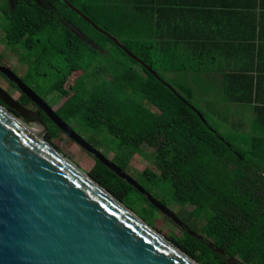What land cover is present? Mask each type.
<instances>
[{
	"label": "trees",
	"instance_id": "obj_1",
	"mask_svg": "<svg viewBox=\"0 0 264 264\" xmlns=\"http://www.w3.org/2000/svg\"><path fill=\"white\" fill-rule=\"evenodd\" d=\"M43 1L48 11L37 4ZM36 2L30 8L18 5L9 34L12 40L19 32L21 59L29 71L46 78V73H38L42 66L55 76L38 94L50 96L53 104L62 101L57 109L49 105L56 115L72 129L104 130L128 156L136 154L148 162L136 181L170 210L178 207V218L201 237L197 240L179 228L178 235L165 232L188 257L198 264H227L228 258L264 264V137L244 140L229 132L241 139L230 142L192 103L195 91L190 85L163 77L203 70L207 60L193 57L203 48L196 44L198 38L181 35L185 30L179 26L162 25L166 15L174 17L173 11L164 10V0ZM25 35L29 38L22 39ZM226 61L209 60L214 65ZM222 93L236 102L245 92ZM41 120L47 127L45 139L52 143L60 131L43 115ZM117 166L127 172L128 162ZM89 176L135 214L139 202L133 193L151 206L96 160ZM144 213L140 215L146 217ZM138 217L162 231L154 220ZM209 244L224 255L212 252Z\"/></svg>",
	"mask_w": 264,
	"mask_h": 264
},
{
	"label": "water",
	"instance_id": "obj_2",
	"mask_svg": "<svg viewBox=\"0 0 264 264\" xmlns=\"http://www.w3.org/2000/svg\"><path fill=\"white\" fill-rule=\"evenodd\" d=\"M71 31L83 36L76 28ZM0 74L60 132L144 196L174 226L201 240L174 212L58 117L14 72L0 64ZM0 101V264H198L54 149L44 137L47 127L38 115L1 87ZM25 122L40 132H33ZM208 247L224 255L213 245ZM226 263L242 264L236 258Z\"/></svg>",
	"mask_w": 264,
	"mask_h": 264
},
{
	"label": "crops",
	"instance_id": "obj_3",
	"mask_svg": "<svg viewBox=\"0 0 264 264\" xmlns=\"http://www.w3.org/2000/svg\"><path fill=\"white\" fill-rule=\"evenodd\" d=\"M163 8L174 17L166 15L162 25L179 26L185 30L181 35L198 38L196 44L203 48L193 57L207 60L200 72L181 78L177 73L163 75L203 92V112L217 116L228 133L244 134L239 137L244 140L249 138L245 133L264 137V0H164ZM212 58L230 61L214 65ZM224 90L245 93L238 95L242 100L229 102ZM243 123L250 126L244 128Z\"/></svg>",
	"mask_w": 264,
	"mask_h": 264
},
{
	"label": "rangeland",
	"instance_id": "obj_4",
	"mask_svg": "<svg viewBox=\"0 0 264 264\" xmlns=\"http://www.w3.org/2000/svg\"><path fill=\"white\" fill-rule=\"evenodd\" d=\"M76 22V21H75ZM78 25H80L79 21L76 22ZM19 59L21 57L19 56ZM6 62L11 65L13 68H15L17 74L19 76H22V78L25 80V82L33 87L34 90L37 91L41 89H47L48 86L52 81L55 80V76L53 74H48V69L46 67H40L38 70V73H46V78H41L37 76V74H33L31 71H29V66L23 67L21 65H18L17 58L12 57L10 59H6ZM15 72V73H16ZM24 74V75H23ZM163 77L167 80H169L167 75H163ZM170 81V80H169ZM0 87L7 92L9 96H11L15 101L19 97V93L15 90H12L0 79ZM30 88V87H29ZM206 99V95L201 91H195L194 99L192 100L193 104L198 107L197 103H202ZM49 102L52 103L51 98L49 97ZM62 103L61 100L52 103L53 109H57L58 105ZM199 107L202 109V107L199 104ZM206 118L208 122L226 139H228L230 142H240L238 138H234L232 135H229V133L224 129V127L220 122L217 116L210 113L207 109H205ZM15 117L18 119H21L19 115H15ZM247 116H245L244 119H246ZM23 121V120H22ZM25 124L34 129V124H30L28 122H25ZM250 124L243 123V127H249ZM73 130L76 131L82 138H84L90 145H92L95 149L99 150L108 160L113 162L116 165H119V162H128L127 167V174L130 175L133 179L140 181L137 174H139L141 171H143L147 166L148 162L142 158L139 155H133L132 157L128 156L127 150H120V148L117 146L116 140L106 133L104 130H96L93 131L89 128L85 127H77L73 125ZM228 134V135H227ZM47 131L44 135L46 137ZM240 134L239 137H241ZM245 136H251V133H245ZM52 143H49L54 149H56L61 155H63L65 158H67L74 166H76L78 169H80L82 172H84L86 175L89 176V173L91 169L95 166V159L93 156L88 154L86 151L81 149L75 142H73L71 139H69L64 133L57 132L56 138L52 140ZM130 153V152H129ZM130 159L128 160V158ZM90 177V176H89ZM132 196L135 198L136 201L139 202V208L136 212V216H140L146 220L149 219V222L151 220H154L155 226H158L162 231H158L157 229H154L159 235H161L163 238L166 239L165 232L168 234L172 232L175 235L180 234V230L174 226L172 223L167 222L165 220V217L160 214L155 208L149 206L147 203L139 200L138 196L136 194H132ZM171 210L176 213L179 211V208L176 206H170ZM131 211V210H130ZM145 211L146 217L140 215L142 212ZM152 225V224H151ZM152 228V227H151ZM167 240V239H166Z\"/></svg>",
	"mask_w": 264,
	"mask_h": 264
},
{
	"label": "flooded vegetation",
	"instance_id": "obj_5",
	"mask_svg": "<svg viewBox=\"0 0 264 264\" xmlns=\"http://www.w3.org/2000/svg\"><path fill=\"white\" fill-rule=\"evenodd\" d=\"M33 2H36V0H0V64L9 68L12 72H16L15 68H13L11 65H9L6 62V59H10L12 57L17 58L18 65H21L23 67H26L27 64L22 61V59H19V56L22 57L24 54V48L21 45L20 41V35L19 32L15 33L12 37V40L10 38L9 30H10V18L14 13H16L18 5L25 4L27 8H30V6H33ZM37 3V2H36ZM42 9H45L48 11V3L46 1H43V3L39 2L37 3ZM28 36H23L22 39H28ZM19 79L32 91H34L40 98H42L48 105L51 106V103L49 102V97L47 95L46 98H43L40 96L34 89L33 87L29 86L25 80L22 78V76H19L17 72L15 73ZM24 75V74H23ZM0 79L7 84L9 88L12 90H15L16 92L19 93V97L17 98V102L27 108L28 110L32 111L33 113H36L38 117L41 119V115L46 117L39 109L31 103L27 97L22 94L17 87L9 82L4 76L0 74ZM25 97V99H24ZM51 98V97H50ZM26 100H28L29 103H26ZM1 102V101H0ZM22 103H26V105H23ZM5 106V105H4ZM52 107V106H51ZM15 115H18L15 113L13 110H11Z\"/></svg>",
	"mask_w": 264,
	"mask_h": 264
},
{
	"label": "bare ground",
	"instance_id": "obj_6",
	"mask_svg": "<svg viewBox=\"0 0 264 264\" xmlns=\"http://www.w3.org/2000/svg\"><path fill=\"white\" fill-rule=\"evenodd\" d=\"M21 122V121H20ZM23 124V123H22ZM26 125V124H25ZM24 125V126H25ZM28 128H30V127H28ZM33 132H35V133H39L40 132V128L39 127H37V126H34V129H32V128H30Z\"/></svg>",
	"mask_w": 264,
	"mask_h": 264
}]
</instances>
